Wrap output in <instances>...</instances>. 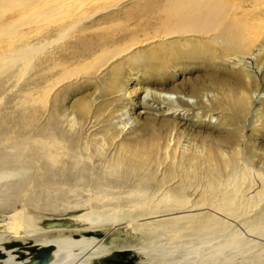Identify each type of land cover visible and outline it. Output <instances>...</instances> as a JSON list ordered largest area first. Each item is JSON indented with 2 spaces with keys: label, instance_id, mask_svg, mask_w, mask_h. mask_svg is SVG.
I'll use <instances>...</instances> for the list:
<instances>
[{
  "label": "rangeland",
  "instance_id": "rangeland-1",
  "mask_svg": "<svg viewBox=\"0 0 264 264\" xmlns=\"http://www.w3.org/2000/svg\"><path fill=\"white\" fill-rule=\"evenodd\" d=\"M4 1L0 173L14 175L0 178V233L17 210L25 209L43 226L67 223L93 208L106 212L97 199L107 195L108 208H123L128 219L48 235H93L119 250L89 264H113L119 257L146 264L143 249L166 264H240L242 254L236 252L228 262L223 253L213 262L202 257L218 240L214 235L195 253L191 245L164 247L156 235L168 218L152 214L142 223L138 214H160L166 205L176 209L186 201L196 208L193 217L203 216L212 201L230 197L226 183L233 173L264 177V0ZM163 32L173 36L157 39ZM136 40L148 42L127 49ZM146 89L152 92L144 97ZM161 91L168 95L154 93ZM166 192L156 205L155 198ZM255 201L235 208L244 210L233 223L249 218L250 226H258L250 231L258 237L247 251L263 249L255 259H264V193ZM183 218H169L179 221L164 244L174 235L176 244L197 241L176 229L190 221ZM44 232L4 234L0 247L16 248L17 260L33 262L42 249L33 244ZM156 245L166 252L160 255ZM4 250L0 259L6 258Z\"/></svg>",
  "mask_w": 264,
  "mask_h": 264
},
{
  "label": "bare ground",
  "instance_id": "bare-ground-1",
  "mask_svg": "<svg viewBox=\"0 0 264 264\" xmlns=\"http://www.w3.org/2000/svg\"><path fill=\"white\" fill-rule=\"evenodd\" d=\"M6 1H7L6 3H8L9 0H6ZM13 1H12V3H16L15 2L16 0L14 2ZM66 1H69V0H66ZM75 1H78V0H75ZM100 1H102V0H100ZM107 1L108 0H106L105 2H107ZM18 2L19 1H17V3ZM31 2H33L35 4L34 1H30V3ZM58 2H59V0H58ZM85 2H87V1H85ZM92 2H94V0ZM10 3H11V1H10ZM45 3H46V1H45ZM2 4H4V3L2 2ZM2 4L0 5L1 8L4 7V5H2ZM18 4H16V6H15V4H12V6H15L14 8H16V7L18 8ZM22 4L25 5L23 2H22ZM26 5H28V4L26 3ZM31 5H29V6H31ZM47 5L48 4H46V6ZM20 6H22V5L19 4V7ZM57 6L58 5L55 4V7H57ZM27 7H25V8L27 9ZM59 7H61V6H59ZM34 8H32V9L34 10ZM39 8H42V7L39 6ZM52 8H50V9H52ZM50 11L52 12V10H50ZM64 11H67V10H64ZM68 11L70 12V10H68ZM71 12H72V10H71ZM15 13H16V11H15ZM29 13H31V12H29ZM37 13H36V15H37ZM40 13H41V11H40ZM46 14H49V13H43V15H46ZM21 15H22V13H21ZM25 15H24L23 18H25ZM18 16H19V14H18ZM27 19H29V18H27ZM28 23H30V22H28ZM256 25H254V24L251 25L250 24L251 28H253L254 26L256 27ZM250 30H252V29H250ZM248 31H249V29L247 30V32ZM251 32H253V31H251ZM171 36H173V35H171L170 33H165L164 34V32H163V34H160V36L158 35V37L155 35V38L157 37V39H167V38H169ZM149 40L151 41L153 39H149ZM139 41H140V39H139ZM143 41L144 42L141 41V43H138V41L136 40V42L132 46H130L128 48H127L126 45L125 46H126L127 49L130 50V49L136 47L137 45L145 44V43L148 42L147 40H146L147 42H145V40H143ZM126 48H125V50H126ZM117 53H119V52H117ZM150 92H152V91H150L149 89H146L144 97H147L150 94ZM154 93H157L159 96H162V97H164V96L166 97L168 95L167 92H165V91L154 92ZM242 95L244 96V97L242 96L243 98H246V99L248 98V95L246 94V92H243ZM240 173H238V171H237V173H235V174L233 173L231 175L232 177L228 178L229 182L226 183V187L230 188V194H231L230 197H226L224 195L227 199L223 198L220 202L212 201L210 203L211 204L210 205V209H208V211H206V214L203 215V216L198 215L197 217H193L191 215V213H194L196 211V208L195 207H191L190 208L189 205H187L186 201H183V202H179V205L176 206L177 207L176 209H175V207L171 208V207H168L166 205V208L162 209L163 212H161L160 214H158L159 213V209H155L149 215H145L143 213L144 215H142V216L140 215L139 216V214H138L139 220H141L142 223H145L147 220L149 221L151 219L152 214H154L157 217H166V218H168L167 221L165 222V224L158 229V230H162L164 232L160 233L161 235L157 233L158 230L156 232L157 233V235H156L157 239L161 238L160 240L162 241L164 247H166L167 243H174L175 244L174 247H179V246H181V247L188 246L189 247L191 245L192 246L191 251H194V253H195L197 248H198V246L201 243L203 244L204 242H208L209 241V240H204L203 241L204 238H206L207 236H211V235L213 236L214 235L213 237L218 239V240H216L213 243H211L210 245H208L211 248V251L209 252L210 255L208 256V254H209L208 253L207 255H203L202 257L205 256L206 259L208 257L209 258L211 257V260L213 262V258L216 257L215 255L217 253H219V254L223 253V255H222V257L224 256L223 260H226L228 262V261L232 260L231 257H234V256H230V255L234 254L236 252V254H239V253L242 254L240 262L238 261V263H240V264H261V263L264 262V259H262L261 257H257L255 259V257L259 253L262 254V250L263 249L256 250L255 251L256 253H254V254H249L248 251H247L248 247H249L248 245H250L251 242H253V241H257L256 238L258 237V235L257 234L255 235L252 232H256L257 229H258V226H255V227L254 226H250L251 224H248L251 221V220H249V218L247 220H246V218H244L246 221L242 222V220H240L238 223L236 222L235 224L233 223L234 222L233 219L235 218V213L236 212L238 213L239 209L235 212V210L238 208V206H240V207L241 206L242 207L245 206L244 208L247 209L246 205H248L251 202H253V200L255 201L257 196L260 197V194L264 193V177L260 173H257V172H254V171H250L247 174L244 173L242 175ZM13 175H14V172L5 171V172H1L0 173V178H3V179L4 178H10ZM224 185H225V182L223 183V186ZM167 195H168V192L160 194L157 198H155L156 199V203L155 204L156 205H158L159 203L161 204V202L163 201V199ZM110 199H112V198L108 197L107 195H106V197L105 196H101L100 198L98 197V199H97V200H99L98 202H100L101 204L104 205L103 209H105L106 212L102 213L100 211H97L95 208H93L89 212L87 211V212L82 213V214L70 216L69 217V222H67V223L64 222L61 226H49V225L43 226L42 224L38 223L39 221L37 222L36 219L32 215H29L28 213H26L25 209L17 210L16 213H14L13 215H10L8 217V220L5 223L6 229L4 230V232L2 231L0 233V238L4 234H10V235H13V234L14 235H21L22 234L24 236L32 237L37 232L43 230L45 232L41 234L40 238H39V236L36 238V242L33 244V246H37V247H39V249L40 248L49 247L50 250H49V253L47 254L45 259L42 260V259H37L36 258V260H34L32 262V261H30L29 258H26V259H23V260H17L18 259V255L13 253V252L16 251V248L10 249V250H7V249L4 250L3 247H0V250H4V253L6 254V258H1L0 259V264H89L90 260L92 258H98V257L108 258L111 255H114L113 254L114 251H119V250H115L117 248L111 249L110 247L105 245V243H102V240H104V239H102L100 237H97V236H93V235L87 236V235L83 234V235H81L80 237L77 238V237H73V235H70V236H59L58 235V237L54 236V235H48V232H51V231L72 230L73 228L74 229H78V230H82V231L93 230L97 226L104 225V224H109V223H112V222H113L114 226H117L118 222H119V219L120 220L128 219L129 212H123V210H124L123 208H112V209L108 208V205L106 204V202L109 201ZM90 200H92V199H90ZM255 203H256V201H255ZM222 205H225L226 208H228L227 210H229L226 213V216H224L225 212H224V209H223ZM146 206H148V205L146 204ZM150 207H152V206L150 205ZM248 207H250V205ZM158 208H160V207H158ZM145 209H147V207ZM241 209H242V212L239 211V213L242 214L244 209L243 208H241ZM126 210L128 211V208ZM227 210H225V211H227ZM249 210H250V208H249ZM251 211H252V209H251ZM239 213L236 214V216L237 215L239 216L240 215ZM247 213H248V211H247ZM196 214H199V212L196 213ZM244 215H246V214H244ZM174 216H175V218L180 219V220H182L181 218H183L184 216H186V217H188L190 219L189 222L185 221L186 223L183 224V226L178 227L176 229H178V230L181 229L182 232L183 231H187V233L191 232L192 236L191 237L187 236L186 238H190L191 240H197V241H194V243H192V244L188 243L189 245H186L185 243L182 244V245H181V243L180 244H176L175 239L178 238V237L173 239L176 236V235H174V237L171 238V240H173L172 242H165V244H164L163 237L170 236L169 234H167V233H169V228L172 227L171 225L176 223L175 221H179L177 219L175 221L170 220L171 217L173 218ZM238 216H237V218H238ZM185 219H187V218H185ZM236 221H238V220L236 219ZM241 230L245 234H247V235L249 234V237H247V236L245 237L244 233ZM250 231H252V232H250ZM96 233H98V232H96ZM175 233H176V231H175ZM250 234H252L253 237H255V238L250 237ZM230 235H232V236L231 237H227V236H230ZM171 236H173V235H171ZM254 239H256V240H254ZM253 243L255 244V242H253ZM256 244H258V242ZM156 246H155V250H156ZM191 246H190V248H191ZM161 247L162 246H160L158 248H161ZM141 249H142V247H141ZM148 249H149V247H148ZM153 249H152V251H153ZM203 250H205V249H203ZM142 251H143V254L146 255V257H145L146 258V264H166L167 263L166 260H159V258H157L155 256L152 257L150 255L151 252L149 250L143 249ZM161 251H162V248H161ZM161 251L159 252L160 255H163L164 254L163 252H166V251H162V252ZM199 252H200V250H199ZM197 253H198V251H197ZM154 254H156V252ZM236 254H234V255H236ZM145 255H143V256H145ZM216 260H218V258H216Z\"/></svg>",
  "mask_w": 264,
  "mask_h": 264
},
{
  "label": "water",
  "instance_id": "water-1",
  "mask_svg": "<svg viewBox=\"0 0 264 264\" xmlns=\"http://www.w3.org/2000/svg\"><path fill=\"white\" fill-rule=\"evenodd\" d=\"M63 223H64V221H62V220H51V221L47 222V225H49V226H61ZM97 234L101 235L99 232ZM49 250H50L49 247H45V248H42L41 250H39L35 256V260H36V258L42 259V260L45 259L47 254L49 253ZM126 252L127 251H124V252L122 251L121 253L123 254V256H126L127 255ZM113 264H134V259L128 258L127 261H123V260L114 261Z\"/></svg>",
  "mask_w": 264,
  "mask_h": 264
},
{
  "label": "flooded vegetation",
  "instance_id": "flooded-vegetation-1",
  "mask_svg": "<svg viewBox=\"0 0 264 264\" xmlns=\"http://www.w3.org/2000/svg\"><path fill=\"white\" fill-rule=\"evenodd\" d=\"M121 260H123V261H127L128 258H126V259H123V257L113 258V263H114V261H121ZM136 263H137V262H135V260H134V264H136Z\"/></svg>",
  "mask_w": 264,
  "mask_h": 264
}]
</instances>
